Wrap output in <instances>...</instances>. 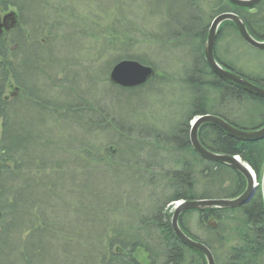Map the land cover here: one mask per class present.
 Instances as JSON below:
<instances>
[{"label":"trees","instance_id":"16d2710c","mask_svg":"<svg viewBox=\"0 0 264 264\" xmlns=\"http://www.w3.org/2000/svg\"><path fill=\"white\" fill-rule=\"evenodd\" d=\"M2 1L4 5L10 2ZM26 3L27 0H15L19 9L24 7L25 10ZM211 4L208 21L199 30L182 20L175 22L182 39L194 46L193 65L181 80L186 89L192 90L193 101L192 110L169 136L160 131L146 135L142 129L137 132L132 131L133 128L126 135L119 120L109 118L106 105H99L100 99L85 100L86 94L76 93L66 77L64 82L68 83L60 86L63 97L60 104L40 98L41 94L33 82L35 71H31V67L38 70V67L50 64V51L48 47L38 46L39 37L51 35V28H58V23L37 21L39 24L32 27L36 30L30 32L31 38L26 34L36 41L38 45L35 46L45 51H37L33 55L29 69L25 67L24 34L19 30L0 38V264H205L200 253L177 241L170 225L173 207L165 206L183 201L233 198L244 191L245 180L226 165L203 160L194 152L189 143V122L197 116L210 114L240 129V122L228 109L232 107L240 113L245 104H254L263 112L258 126L264 124V99L215 76L204 57V41L213 14L214 19L224 12L234 13L245 23L253 38L264 40V0L250 9L234 6L228 0H213ZM178 9L187 13L189 2L179 1ZM166 10L159 17L169 21L170 25L173 18ZM166 24L162 23L159 28L169 29ZM40 26L42 28L38 30ZM108 30L106 43L111 51L117 43L124 49L112 65L123 58L131 59L152 67L157 73L159 67L155 63L130 53L139 43L135 39L137 31L131 28L125 33L118 32L113 24ZM227 31L233 32L243 44V51L246 46L252 53L249 57L254 64L252 73L246 74L244 70L224 62L217 54V44ZM82 33L80 31L78 35ZM50 38L52 44L56 42L58 32ZM161 41L169 48H179L180 43L174 44L177 40ZM186 45L184 43L183 47ZM214 55L226 69L264 88V51L246 45L231 22L220 25ZM245 56L248 55L245 53L242 57ZM16 60L19 62L15 66L13 61ZM10 78H14L19 93L23 92L22 97L19 93L15 99L5 96ZM98 80L93 79L95 84ZM167 80L164 74H156L144 86L123 89L112 85L108 79H102L125 92L142 91L143 87H151L155 81L162 84ZM49 81L53 80L49 78ZM30 102L33 105L30 110L34 113L26 109ZM17 103H20L21 111L15 108ZM46 110H50L55 118L50 125L42 122L45 114L48 115ZM73 129L82 134L81 138L89 136V132L92 135L101 132L110 138L116 136L115 146L119 149L110 146L104 155L116 154H112L110 164L91 150L93 144L89 146L88 141L79 140L73 147L75 138L72 133L70 138ZM132 139H140L142 144L136 149L131 148L132 151L129 149V156L135 162L125 163L122 161L124 157L128 158L125 146ZM198 139L211 152L239 157L256 175L258 186L249 202L237 209L182 213L179 217L181 228L211 251L215 264H264V139L237 141L211 124L200 127ZM151 141H156V144L152 145ZM149 151L154 153L151 155ZM108 165H111L110 172L114 178L120 175L121 167L126 168L125 173L130 174L129 183L136 184L138 188V194L133 198L135 203L125 202L120 195L108 197L102 183L92 182L95 176L98 177L94 180L106 173L99 167ZM88 177L91 179H85ZM150 186L157 191L149 192L147 188ZM145 191L149 193L146 195L150 197L146 200L148 203H137ZM190 214L196 215L199 236L190 233L186 227V217ZM113 216L121 220L126 217L130 222L126 228H122L120 222L111 227L108 223Z\"/></svg>","mask_w":264,"mask_h":264},{"label":"rangeland","instance_id":"374dc122","mask_svg":"<svg viewBox=\"0 0 264 264\" xmlns=\"http://www.w3.org/2000/svg\"><path fill=\"white\" fill-rule=\"evenodd\" d=\"M179 1L189 2L187 13L184 14L178 9ZM212 2L213 0H27L25 10L24 7L20 9L22 13V29L20 32L25 37V48L23 47L25 51L24 55L26 56L25 67L27 66V69H29L31 64L30 59L37 51L45 52L43 49L40 50L38 46L48 47L50 57L54 60L51 59V65L47 63L42 68L38 67V70L31 67V71H35L33 82L35 83L36 90H39L38 92L41 94L39 96L44 101L58 102L59 104L63 101L60 86L63 87L68 83L64 82V77H66L67 79L69 78L68 84H71L76 93L86 94V97L84 96L85 100L92 102L93 100L100 99L99 105H106L109 118L112 120L117 118L120 127L123 128L126 135L129 129L132 128V131L136 130L137 132L142 129L146 135L155 131H160L167 136L172 135L175 128L192 110L191 102L193 101L192 90L186 89L182 85L181 80L184 74L191 69V65H193L194 46L189 44L188 40L182 39L181 31L175 25V22L182 20L189 27L199 30L208 21L209 9ZM163 6L167 10L163 9ZM165 10L169 11L171 19L173 18L170 25L169 21H164L161 16L159 17L160 14L163 15L165 13ZM214 16L213 14L209 22L213 20ZM41 20L58 23L60 28L58 27L53 30L50 27L52 29L50 31L51 35L46 34L44 37L40 35L38 45L36 41L29 38H31L30 32L36 30L32 27L39 24L36 22ZM95 20H97L96 23ZM162 23L164 25L167 23L166 25L169 26V29L159 28ZM112 24L118 32L125 33L130 31L131 28L133 31H137L135 39H138L139 43L135 46L136 48L130 50V53L133 56L142 57L147 62L155 63L159 67L156 74H164L168 78L167 81L162 84H158L155 81L151 87L146 86L142 88V91L134 92H125L113 88L109 82L105 83L102 81V79H108L113 61L118 55L121 56L124 51V49H121L119 43H117V47H112L114 51H111V47L106 43L109 40L107 38L108 29L112 27ZM97 25L101 29L100 27L97 28ZM43 27L47 29L45 24ZM41 28V26L40 28L37 27L38 30H41ZM80 31H83V33L79 36L78 33ZM57 32L58 40L52 44L53 40L50 37L56 35ZM138 32H140L139 35ZM26 34H28L29 38ZM161 40H177L174 44L180 43L178 44L179 48H169ZM184 43H187L185 48L183 47ZM35 44L38 46H35ZM242 45L235 38L233 32L227 31L223 39L217 44V54L224 62L249 74L252 73L254 65L249 59V57H252V53L248 51L246 46L244 52ZM13 48L15 49L17 46ZM245 53L248 56L243 58L242 56ZM263 59L262 61L264 62ZM18 62L17 60L13 61L15 66ZM94 77L99 79L97 84L93 81ZM49 78L53 80L51 83L50 81L48 82ZM9 83L14 85V78H10ZM14 86L17 87L16 85ZM9 91L7 88L5 95L10 97ZM22 93H19V97L23 96ZM16 98H18V94ZM92 98L95 99L92 100ZM19 105L20 103H17L14 106L21 111ZM32 107L33 105L30 102V105L26 109L30 110ZM30 111L34 113L32 110ZM46 111L45 113H48V115L51 112L50 110ZM228 112H231L236 117L240 122V129L243 130H251L258 127L263 119V112L261 109L255 107L254 104H245L240 113L235 112L232 107L228 109ZM45 115V120L42 122L43 124L50 125L53 121L52 119L55 118H53L52 114H50L51 117L50 115ZM28 119L31 120V118ZM1 129L2 123L0 121V132ZM71 133L75 138L73 147L77 145L75 143L79 142V140H83L85 143L88 141L90 143V145L88 144L89 146L93 144L91 147L94 150H91L97 152L98 156L105 158L104 160L110 164L109 160H111L112 154L115 153H109L107 157L104 155H106L110 146L118 148V146H115L118 139L116 136L110 138L109 136L102 135L101 132L93 133V135L89 132V136H82L81 138L80 135L82 134L73 129L70 132V138ZM72 142L73 140L70 141L71 146ZM141 142L140 139L127 141L128 146H125V152H127L128 158L124 157L122 159L123 162L134 161L129 156L130 150L131 148H138L142 144ZM151 142L152 145L156 144V141ZM152 153L154 152L149 151V154L152 155ZM110 166L99 167V169L106 171V173L100 174L99 179L96 180L94 179L98 176H95L92 182L102 183L103 187L106 188V195L108 197L120 195L124 198L125 202H133L137 196L136 193L138 194V188H136V184L129 183L130 174H126V168L121 167L120 175L114 178L110 172ZM131 169L133 170V168ZM85 179L88 180L89 177ZM93 188L95 187L93 186ZM147 189L151 193L157 191L153 186ZM147 194L149 193L145 191L141 195L142 198H139L140 201L137 199L136 202H144L146 205L148 203L146 200L150 198L146 197ZM175 204H167L165 207L174 208ZM195 218V214L188 215L186 217V227L190 233L199 236L200 233L196 228ZM122 219L124 220L117 219L114 216L110 217L108 225L112 227L115 223L120 222L122 228H126L130 221H127L126 217ZM97 229L99 230V227Z\"/></svg>","mask_w":264,"mask_h":264},{"label":"water","instance_id":"95a60500","mask_svg":"<svg viewBox=\"0 0 264 264\" xmlns=\"http://www.w3.org/2000/svg\"><path fill=\"white\" fill-rule=\"evenodd\" d=\"M232 5L250 9L262 0H228ZM231 22L236 28L241 40L249 47L264 51V40H256L247 31L245 23L234 13L224 12L217 15L211 22L204 41V57L212 73L218 78L232 83L246 93L264 99V88L258 87L241 75L233 73L222 66L214 55V47L220 25ZM155 70L142 65L136 60L124 59L115 63L109 73V82L123 89H134L145 85L155 76ZM211 124L226 133L229 137L241 142H254L264 139V124L251 130H243L230 125L220 117L205 114L197 116L190 123L189 143L194 152L203 160L226 165L238 172L245 180L244 191L228 199H203L195 201L177 202L171 215V229L177 241L184 247L200 253L205 264H215L211 251L201 242L187 235L180 226L179 217L187 211H200L207 209H237L248 203L257 188V177L251 168L243 163L237 156L220 155L207 150L198 139V132L202 125Z\"/></svg>","mask_w":264,"mask_h":264},{"label":"flooded vegetation","instance_id":"af4514ba","mask_svg":"<svg viewBox=\"0 0 264 264\" xmlns=\"http://www.w3.org/2000/svg\"><path fill=\"white\" fill-rule=\"evenodd\" d=\"M2 2L3 1L0 0V38H5L22 29V13L15 5V0H10V4L7 2L8 5H4ZM14 85L10 84L8 86L11 99H15L18 94V89Z\"/></svg>","mask_w":264,"mask_h":264},{"label":"bare ground","instance_id":"6f19581e","mask_svg":"<svg viewBox=\"0 0 264 264\" xmlns=\"http://www.w3.org/2000/svg\"><path fill=\"white\" fill-rule=\"evenodd\" d=\"M218 15H219V14H218ZM134 48H136V47H134ZM217 61H218V60H217ZM218 62H219V61H218ZM220 64H221V63H220ZM222 66H223V65H222ZM254 85H255V84H254ZM195 118H196V117H195ZM193 119H194V118H193ZM193 119H192V120H193ZM221 119H222V118H221ZM192 120H191V121H192Z\"/></svg>","mask_w":264,"mask_h":264}]
</instances>
